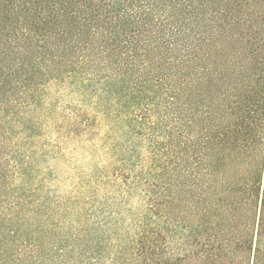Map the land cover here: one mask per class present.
<instances>
[{
    "label": "trees",
    "instance_id": "obj_1",
    "mask_svg": "<svg viewBox=\"0 0 264 264\" xmlns=\"http://www.w3.org/2000/svg\"><path fill=\"white\" fill-rule=\"evenodd\" d=\"M0 264H264V0H0Z\"/></svg>",
    "mask_w": 264,
    "mask_h": 264
},
{
    "label": "rangeland",
    "instance_id": "obj_2",
    "mask_svg": "<svg viewBox=\"0 0 264 264\" xmlns=\"http://www.w3.org/2000/svg\"><path fill=\"white\" fill-rule=\"evenodd\" d=\"M75 144L71 143V144H68V145H65L67 147V150H66V153H71L70 152V149H73L72 147H74ZM75 156L78 155L77 152L73 153Z\"/></svg>",
    "mask_w": 264,
    "mask_h": 264
}]
</instances>
